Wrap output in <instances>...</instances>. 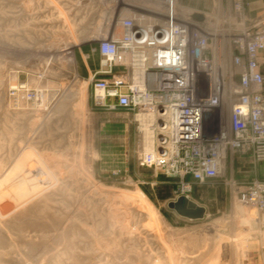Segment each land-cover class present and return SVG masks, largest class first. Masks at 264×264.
I'll use <instances>...</instances> for the list:
<instances>
[{"label": "rangeland", "instance_id": "1", "mask_svg": "<svg viewBox=\"0 0 264 264\" xmlns=\"http://www.w3.org/2000/svg\"><path fill=\"white\" fill-rule=\"evenodd\" d=\"M98 2L0 0V264H264V214L204 184L190 199L206 217H180L176 181L138 165L131 117L93 105ZM20 87L41 98L16 103Z\"/></svg>", "mask_w": 264, "mask_h": 264}, {"label": "built area", "instance_id": "2", "mask_svg": "<svg viewBox=\"0 0 264 264\" xmlns=\"http://www.w3.org/2000/svg\"><path fill=\"white\" fill-rule=\"evenodd\" d=\"M208 2L99 0L91 98L131 117L138 165L175 180L177 196L221 184L264 214V17L250 18L244 0ZM12 98L34 104L41 91L14 88Z\"/></svg>", "mask_w": 264, "mask_h": 264}, {"label": "water", "instance_id": "3", "mask_svg": "<svg viewBox=\"0 0 264 264\" xmlns=\"http://www.w3.org/2000/svg\"><path fill=\"white\" fill-rule=\"evenodd\" d=\"M196 19L202 20V16L195 15ZM172 209L182 218L188 220H203L206 217V209L186 196H179L175 201L169 203Z\"/></svg>", "mask_w": 264, "mask_h": 264}, {"label": "crops", "instance_id": "4", "mask_svg": "<svg viewBox=\"0 0 264 264\" xmlns=\"http://www.w3.org/2000/svg\"><path fill=\"white\" fill-rule=\"evenodd\" d=\"M247 6V14L250 18H263L264 17V0H244ZM264 57V52L261 54ZM257 176L264 179V163L259 164L257 168Z\"/></svg>", "mask_w": 264, "mask_h": 264}]
</instances>
